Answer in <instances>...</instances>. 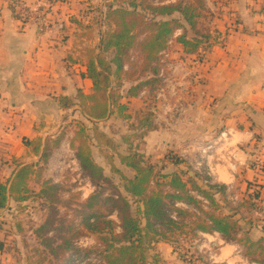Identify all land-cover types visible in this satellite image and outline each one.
Masks as SVG:
<instances>
[{
    "label": "trees",
    "instance_id": "16d2710c",
    "mask_svg": "<svg viewBox=\"0 0 264 264\" xmlns=\"http://www.w3.org/2000/svg\"><path fill=\"white\" fill-rule=\"evenodd\" d=\"M104 1L105 30L97 51L88 50L86 55L85 75L91 82V93L84 94L78 90L74 99H58L62 109L78 106L85 122L79 121V127L69 139V147L74 151L82 175L94 191L84 202L76 205L74 216L79 218L84 232L95 235L103 244L105 264H146L149 252L157 243H167L174 248L176 238L183 234L196 237L197 233H217L223 241L238 244L242 248V257L250 264H264V220L262 237L251 240L246 235L247 231L239 237L240 222H244L248 230L252 226L242 214L254 208L255 202L264 197L261 185L254 184L250 191L247 188L244 199L233 207L226 199V187L211 185L207 175L200 177L197 173L191 175L182 170L161 173L146 161L138 146L132 144L134 139L140 142L147 131L154 129L150 124V114L140 122L135 115L134 121L129 123L131 133L121 136L123 144L128 146L123 154L117 152L112 139L99 131L96 125L114 114L128 119L127 105L121 103L122 100L136 98L144 90L154 92L161 85L159 62L175 30H181L173 42L180 46L182 52L197 54L204 44L197 29L202 2L196 0V5L181 2L155 5L150 0ZM182 23L189 27L191 39L186 38ZM135 49L141 59L140 75L146 74V78L134 77L130 71L131 52ZM124 82L129 86L123 92ZM87 123L89 128H86ZM65 137L64 129L43 141H24L37 160L18 164L11 176L0 182V210L10 201L21 204L31 197L46 209L47 214L34 233L40 245L54 259L63 258L73 250L70 238L66 237L71 230L66 228L59 215L60 207H70L60 199L59 186L44 180L43 174L52 153ZM92 148L97 149L110 166V171L118 176L121 190L94 162ZM113 156L133 172L131 178L125 177L114 166ZM164 160L175 167L187 165L183 159L170 153L164 156ZM31 181L40 184L37 193L30 190ZM197 197L207 204L204 205ZM177 203L187 208L175 206ZM110 215H115L118 225L107 219ZM115 227H118V232ZM50 233L53 237H48Z\"/></svg>",
    "mask_w": 264,
    "mask_h": 264
},
{
    "label": "crops",
    "instance_id": "0c3cea01",
    "mask_svg": "<svg viewBox=\"0 0 264 264\" xmlns=\"http://www.w3.org/2000/svg\"><path fill=\"white\" fill-rule=\"evenodd\" d=\"M35 2L0 0V182L11 176L24 161L23 156L26 159L31 155V160H37L24 141H43L57 135L76 115L81 116L78 106L62 109L58 99H74L78 90L91 93L92 85L85 75L86 55L88 50L97 51L105 30L104 0H57L47 16L48 27L43 30L33 23L21 22L15 15L17 5L33 9ZM259 4L260 0H230L224 13L214 18L210 27L224 41L210 42L206 49L197 51L200 56L196 60L194 100L174 110L178 113L176 120L168 115L162 119L160 138H153L151 133L157 131L150 122L154 129L140 141L144 146L150 138L152 150L166 146L184 162L182 155L196 149V168L202 164L210 184L227 190L238 188L242 195L247 188L250 191L252 182L264 188V15L257 10ZM136 98L123 99L121 103L127 105ZM173 106L165 103L166 113ZM126 115L129 124L127 110ZM76 130L77 127L69 133L65 130L63 142L68 147ZM221 132L227 133L223 144L217 135ZM204 140L214 144L206 158L201 157ZM92 149L98 154L96 148ZM144 150L138 148L141 154H150ZM229 154L235 155L234 169L230 168ZM164 156L163 164L171 168L168 173L182 170L184 165L175 167ZM254 160L262 163L261 170L254 168ZM260 229L252 224L246 235L257 240L263 236ZM146 264L188 263L172 252L169 244L159 242L149 252Z\"/></svg>",
    "mask_w": 264,
    "mask_h": 264
},
{
    "label": "rangeland",
    "instance_id": "374dc122",
    "mask_svg": "<svg viewBox=\"0 0 264 264\" xmlns=\"http://www.w3.org/2000/svg\"><path fill=\"white\" fill-rule=\"evenodd\" d=\"M200 1L202 2L203 10H200V18L197 20V29L204 43L200 48L206 49L210 42L218 41V43L222 44L224 41L222 40L221 34L219 35L217 31H212L210 24L213 22L214 18L224 13L223 8H227L230 4V0ZM150 2L155 5H169L177 2L183 4L194 3L196 5V0H150ZM257 10H261L263 12L262 15H264V0H260ZM175 17L178 16L175 15ZM95 24L97 27L99 26V24ZM102 25L104 26V23H102ZM182 27L184 29H181H183L186 38L191 39L192 33L189 27L184 23H182ZM177 31L179 33L178 35H180L181 30H175L176 33ZM204 38H207V42H205ZM174 39L175 37L171 36L169 47L164 54H162L159 62L160 76L162 78L161 85L154 92H147L144 90L138 98L131 100L127 104V113L130 115V123L135 113L138 117L137 122L142 121L148 114L151 115L150 121L156 127L155 131H157V133H151L153 134V138H160V133L164 130L161 129L163 127L162 119L164 117L168 115L171 120H176L178 118V113L174 112V110H178V107L182 103L189 104L196 96V92H194L196 89L194 86L196 83V60H198L200 54L195 53L194 55H187L183 53L180 46L173 42ZM131 56V73H133L134 77L142 76L140 75L142 74V66H140L141 59L138 50H133ZM142 77L146 78L147 76L145 74ZM128 86L129 84L124 82L122 91L124 92ZM167 102H170V106L174 105L170 108L169 113H166L167 111L165 108V103ZM126 120L128 119L111 116L105 122L98 125L99 130L106 133L107 136L114 140L117 145V152L122 154L127 152L128 146L123 144L121 136L131 133L128 127L129 124H127ZM79 121L83 120L80 115H76L73 120L66 124L65 130L67 131V128H69L67 131L68 133L73 131L76 127H79ZM69 135L70 134H67L68 138ZM217 135H219V133ZM149 139L150 138H148V142L144 146L142 142L134 139L132 145L138 146L141 151L146 147L150 153L147 155L143 154L146 161L153 165L156 170L161 171V173L170 172L171 168L163 164L162 156L169 152L172 154L175 150L167 149L166 146L152 150L150 147L151 140ZM210 141L211 140H204L201 143L205 145ZM184 155L182 156L186 159L185 162L187 165L181 167V169L183 171H188L191 175L199 171L200 177H203V171H205V169L201 170L203 169L202 165L198 167L196 171V158L198 157L196 155V149L190 151V154ZM30 156L31 155L27 156L26 159H24L25 157L23 156L24 161H22V163H26L28 159H30L29 163L34 162L35 159L31 160L32 157ZM115 156H113L114 166L125 176L131 177V171L121 166ZM92 157L96 164L102 167L105 176L109 177L112 183L121 190L122 184L118 176L110 171V166L102 157L98 156L95 149H92ZM43 179L59 186L60 199L66 202L70 207L68 209L64 206L60 207L59 215L64 219L66 228L71 230L66 237L70 238L73 250L67 252L63 258H52L40 245V241L36 238L34 233L35 229L42 224L47 214L46 209L40 202L32 197L21 204H13L10 201L0 210V264H105L102 253L103 244L98 241L95 235L84 232L80 225L79 218H76L73 213V210L76 209V205L84 202L94 189L91 187L88 180L81 174L80 168L74 157V151L70 149L65 142H63L59 149L54 151L51 156L49 163L46 165ZM254 184L255 182H252L250 188L254 186ZM39 186L40 184L33 181L29 184L30 190L34 193L38 192ZM228 193H230L229 199L233 201V203H238L244 199V196L239 192L238 188L228 189ZM255 203V207L249 209L248 212L244 211L242 217L245 221H249L253 224L254 227L258 225L261 228L264 220V214L261 211L264 210V197L262 200H258ZM235 205L236 204H232L233 207H235ZM107 219L113 221L115 225H118V220L115 215H110ZM115 228V231L118 232V227ZM246 229L245 225L241 226L239 237L244 235L242 232H246ZM48 237H53L52 233L48 234ZM173 247L174 248L171 247L172 252L180 259L181 256H188L194 260V264H250L248 260L242 257V248L238 244L235 242H225L220 239L219 235L215 234H199L196 237L183 234V236L176 238Z\"/></svg>",
    "mask_w": 264,
    "mask_h": 264
},
{
    "label": "built area",
    "instance_id": "2783aa9c",
    "mask_svg": "<svg viewBox=\"0 0 264 264\" xmlns=\"http://www.w3.org/2000/svg\"><path fill=\"white\" fill-rule=\"evenodd\" d=\"M57 0H36L35 2V7L33 9H30L24 5H17L15 8V15L16 17L23 23H33L35 24L38 28H40V30L46 29L48 27L47 21H48V14L53 10V8L56 5ZM178 31L177 33L174 32V34L172 35V37H176L178 36ZM171 42V41H170ZM170 44V43H169ZM164 54V52L162 53ZM159 78H161L160 73H159ZM162 79V78H161ZM227 133L226 132H221L218 135V139L220 144H223L225 139H227ZM214 144L213 142L206 144L205 147L202 149L201 153L203 154L201 157L206 158L210 152L213 150ZM228 158L231 160L230 161V168L234 169V165L232 164V162H236L235 160V155L229 154L227 155ZM203 158V159H204ZM202 165V164H201ZM253 166L256 170H261L263 165L259 160H254ZM198 167H201L199 164H197V168L196 171L198 170ZM199 173V171L197 172ZM206 182H204L205 184ZM263 187V185H262ZM226 199L231 203V204H237V203H233V201H230L229 199V195L230 193H228V190L226 189ZM198 199H200L204 205L207 204L206 201H204L203 199L197 197ZM175 206L178 207H183V208H187L185 205H182L180 203L175 204ZM264 214V210H261ZM199 234H203V233H197V236ZM215 235H218L217 233H213ZM212 235V234H210ZM183 260L188 263V264H194V260L188 256H184Z\"/></svg>",
    "mask_w": 264,
    "mask_h": 264
}]
</instances>
